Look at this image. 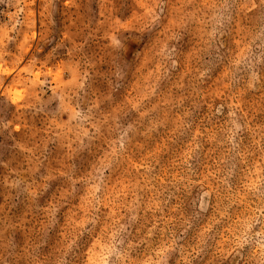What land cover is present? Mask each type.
Returning a JSON list of instances; mask_svg holds the SVG:
<instances>
[{
	"label": "rangeland",
	"instance_id": "374dc122",
	"mask_svg": "<svg viewBox=\"0 0 264 264\" xmlns=\"http://www.w3.org/2000/svg\"><path fill=\"white\" fill-rule=\"evenodd\" d=\"M0 264H264V0H0Z\"/></svg>",
	"mask_w": 264,
	"mask_h": 264
}]
</instances>
